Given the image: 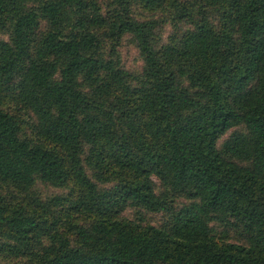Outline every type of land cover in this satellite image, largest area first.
Here are the masks:
<instances>
[{
  "label": "trees",
  "instance_id": "1",
  "mask_svg": "<svg viewBox=\"0 0 264 264\" xmlns=\"http://www.w3.org/2000/svg\"><path fill=\"white\" fill-rule=\"evenodd\" d=\"M0 33V183L71 191L0 194L3 264H264V0H0Z\"/></svg>",
  "mask_w": 264,
  "mask_h": 264
},
{
  "label": "rangeland",
  "instance_id": "2",
  "mask_svg": "<svg viewBox=\"0 0 264 264\" xmlns=\"http://www.w3.org/2000/svg\"><path fill=\"white\" fill-rule=\"evenodd\" d=\"M137 13L139 15H143L144 17H152V16H161L160 13L151 14L150 12H145L144 10H141L139 8L136 9ZM138 16V15H137ZM172 26L171 25H165L162 28V34H163V40L169 41L172 37ZM0 39H6L5 35H2L0 33ZM118 56L120 58L122 66L130 71V72H141L142 70V62L140 60V57L138 55L137 49L132 43L131 39L129 37L124 38L121 45L119 46L117 50ZM11 106L9 107L10 112H12L15 116H20V119L27 120L26 116L24 115V112L21 109H18V107ZM233 131L229 132L228 135L224 138L227 139L231 135ZM99 183V182H97ZM112 184H101L99 183V189H107L110 188ZM70 189L67 187L58 188L54 186H47L40 184L37 182V184L31 189L22 191L19 188L2 184L0 183V194L3 195V197L6 199L7 202L11 203L13 206H26L28 204V199L30 198V195H34L35 197L39 198L42 201H48L54 197L57 196H65L67 194H70ZM180 204H187V201L184 199L179 200ZM126 215L129 218H138L141 217L145 222H148L149 224L160 226L165 222V218L162 214L154 215V214H145L141 213L138 214L133 210H127ZM216 233H220L222 231V228L219 226H216ZM227 234L229 238L233 241H240L239 233L236 231H227ZM7 257H5L2 253H0V264L7 263Z\"/></svg>",
  "mask_w": 264,
  "mask_h": 264
}]
</instances>
